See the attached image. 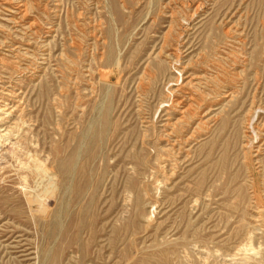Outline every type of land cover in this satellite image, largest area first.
<instances>
[{"label": "rangeland", "instance_id": "obj_1", "mask_svg": "<svg viewBox=\"0 0 264 264\" xmlns=\"http://www.w3.org/2000/svg\"><path fill=\"white\" fill-rule=\"evenodd\" d=\"M0 25V264H264V0H0ZM202 71L234 94L172 149Z\"/></svg>", "mask_w": 264, "mask_h": 264}, {"label": "bare ground", "instance_id": "obj_2", "mask_svg": "<svg viewBox=\"0 0 264 264\" xmlns=\"http://www.w3.org/2000/svg\"><path fill=\"white\" fill-rule=\"evenodd\" d=\"M7 1V0H6ZM16 2V1H15ZM18 2V1H17ZM21 2V1H20ZM23 3V2H22ZM22 3H20L21 5H19V6H15V7H17L16 8V10H15V13L14 14H12L13 16H11V17H14V18H19V19H23V21H24V23L26 24V29L29 31V32H33V31H37V30H34V29H36V24L34 23V22H32L31 21V18H30V16H29V14H28V9H27V7L24 5L26 2L24 1V4L22 5ZM6 4V3H5ZM14 4V3H13ZM7 5H9V3L7 4ZM198 5V4H197ZM110 6V5H109ZM7 7H9V6H7ZM7 7H5V8H7ZM199 7H202V6H200V4H199ZM10 8V7H9ZM5 10V9H4ZM198 10H200V9H198ZM197 10V11H198ZM5 12H6V10H5ZM10 13H11V11H9ZM13 12V11H12ZM193 12H194V10H193ZM196 12V11H195ZM33 13V12H32ZM4 14V13H3ZM3 14H1V15H3ZM190 14V13H189ZM234 14V13H233ZM232 14V15H233ZM10 15V14H9ZM172 15V14H171ZM81 16V15H80ZM193 16H195L194 15V13H193ZM192 16V17H193ZM2 17V16H1ZM6 18H8V17H6ZM228 18H229V16H228ZM11 19V18H10ZM188 19V18H187ZM186 19V20H187ZM194 19V18H193ZM15 20V19H14ZM192 20V19H191ZM227 20V19H226ZM229 20V19H228ZM12 21H13V19H12ZM224 21V20H223ZM181 22H183V21H181ZM230 22H231V20H230ZM11 23V22H10ZM173 23H174V21H173ZM185 23H186V21H185ZM184 23V24H185ZM13 24V23H12ZM11 24V25H12ZM17 24V23H16ZM187 24H188V22H187ZM19 25H20V23H19ZM233 25V24H232ZM1 26V25H0ZM180 26V25H179ZM182 26V25H181ZM229 27V26H228ZM228 27H226V28H228ZM233 27V26H232ZM1 28V27H0ZM171 28V27H170ZM4 29H5V27H4ZM49 29V28H48ZM182 29V28H181ZM25 30V29H24ZM27 30H25V31H27ZM225 30H227V29H225ZM228 31V30H227ZM3 32V31H2ZM28 32V33H29ZM7 33V32H6ZM226 33V32H225ZM229 33V32H228ZM178 34H179V32H178ZM231 34V33H230ZM26 35V34H25ZM30 35V34H29ZM226 35V34H225ZM2 36V35H1ZM27 36V35H26ZM179 37H182L183 36V33H182V31H181V34H179L178 35ZM226 36H228V35H226ZM177 37V36H176ZM179 37H178V39H179ZM181 39V38H180ZM232 39V38H231ZM167 40V39H166ZM166 40H165V42H166ZM105 41V40H104ZM177 41V40H176ZM175 41V43H177L176 45L177 46H175V47H173V48H171L170 49V53L169 54H172V55H177L178 53H177V51H178V49H180L179 47V45L181 44V42H179V41H177L176 42ZM166 43H168V40H167V42ZM166 43H163V44H166ZM169 43H171V42H169ZM4 44V43H3ZM6 44H8V43H6ZM14 44V43H13ZM162 44V45H163ZM168 44H166V46H167ZM1 46V45H0ZM171 46V45H170ZM6 47V46H5ZM15 47V46H14ZM19 47V46H18ZM7 48H8V46H7ZM12 48V47H11ZM20 48V47H19ZM162 48V47H161ZM164 48V47H163ZM16 50V49H15ZM17 50H18V48H17ZM24 50V49H23ZM164 50V49H163ZM3 51V50H2ZM11 51V50H10ZM32 51V50H31ZM264 51V50H263ZM6 52V51H5ZM8 52V51H7ZM12 52V51H11ZM16 52V51H15ZM162 52V51H161ZM160 52V53H161ZM9 53V52H8ZM168 53V52H167ZM11 54H13V53H11ZM159 54V53H158ZM181 54V53H180ZM157 55V54H156ZM161 55V54H160ZM162 55H163V53H162ZM264 55V54H263ZM12 56V55H11ZM182 56V55H181ZM234 56V55H233ZM16 57V56H15ZM170 57V56H169ZM262 57V56H261ZM154 58H156V56L154 57ZM158 58V57H157ZM166 59V58H165ZM178 59H179V57H178ZM178 59H177V61H178ZM116 60H117V58H116ZM155 60V59H154ZM155 61H157V60H155ZM158 61H160L159 59H158ZM172 61H176V60H172ZM172 61H171V63H172ZM217 61V60H216ZM263 61V60H262ZM261 60H260V62H262ZM174 62L172 63L173 64V66H174ZM171 63H169V65L171 64ZM176 63V62H175ZM214 63V62H213ZM218 62H216V64H217ZM220 63H221V60H220ZM178 64V63H177ZM180 65H181V63H179ZM223 64V63H222ZM221 64V65H222ZM176 65V64H175ZM186 65H187V63H186ZM218 65V64H217ZM220 65V68L219 67H217V68H219V69H221V67H223V65L221 66ZM172 66V65H171ZM184 66V65H183ZM215 66V65H214ZM182 67V66H181ZM185 67H190V66H185ZM166 68V67H165ZM174 68V67H173ZM184 68V67H183ZM180 69V70H178V74H179V72H180V76H179V78L181 77V75L183 74V71H184V69ZM209 68V67H208ZM214 68H216V67H214ZM225 68V67H224ZM175 69V68H174ZM226 69V68H225ZM171 70V69H170ZM216 71V70H215ZM219 71V70H218ZM225 71V70H224ZM19 72V71H18ZM15 73V72H14ZM16 73H17V71H16ZM15 73V74H16ZM20 73V72H19ZM100 74V76L102 77V78H108L109 77V75H108V72L107 73H105L104 71H100L99 72ZM193 73H195V71L193 72ZM216 73H218V72H216ZM220 73V72H219ZM187 74V73H186ZM192 74V73H191ZM213 74V73H212ZM209 75V73L207 74L206 72H204V71H202V72H199L198 74H196V75H191V76H189L190 77V79L185 83H182V82H179V84H177L178 86H177V88H175L174 90H172L171 89V92L169 91V93L172 95V96H174L175 98H173V99H171L170 101L171 102H169L170 103V105H168L169 107H168V109H167V115H165V116H167V118H165V121L163 122L162 121V123H164L163 125H164V127H166L167 129H170L171 131H169L168 133H167V131L165 130V133H167V136H169V138H170V143H171V148L172 149H178V148H180L179 146L182 144L181 143V140H180V137H179V135H178V137L176 136V135H174V134H176L175 132L177 131V128H178V125L179 124H182L183 125V123H187V125L190 127V129H192L191 130V132L189 133V135L188 136H186L185 134V139H183V140H185V142H188V140H190V139H192V138H194V135H196V134H193L194 133V131L195 130H198V128H203L204 126H206V123H209L210 124V122L211 121H213V119L215 118V117H217V116H215V114L213 113V115L211 116L210 114L212 113V112H210L211 110L208 108L209 106L210 107H212L213 105H207L208 104V101L209 100H211L212 101V99H214V98H217L218 96L222 99V100H220V101H223L224 99H226L227 97H230V96H233V94H234V90H230V89H228V90H225L223 93H222V91H221V93H219L220 95H216L217 97H215L214 95H213V93H210V94H212V95H210L209 96V94H207V96L205 95L206 93L204 92V93H200L199 92V90L197 91V88L198 89H200L201 90V87H204V86H207V85H209L210 86V84H209V82L212 80V77L211 76H213V75ZM18 75V74H17ZM221 75H222V73H221ZM221 75H219L220 77H221ZM224 75V74H223ZM223 75H222V77H223ZM228 75V74H227ZM153 76V75H152ZM218 76V75H217ZM15 77H17V76H15ZM192 77V78H191ZM226 77V76H225ZM176 78H178V77H176ZM182 78V77H181ZM224 78V77H223ZM109 79V78H108ZM214 79H216L215 77H214ZM219 79V78H218ZM186 80V79H185ZM220 80V79H219ZM222 80V79H221ZM224 80H226V79H224ZM103 81H104V79H103ZM107 81V80H106ZM215 81V80H214ZM219 82V84H220V82L221 81H218ZM223 83V82H222ZM214 84V83H213ZM106 85V84H105ZM225 85H228V84H225ZM11 86V85H10ZM213 86V85H212ZM215 86V85H214ZM213 86V87H214ZM210 88H211V86H210ZM215 88V87H214ZM206 89V88H205ZM212 89V88H211ZM213 90H215V89H213ZM224 90V89H223ZM204 91V90H203ZM216 91L218 92L219 90H217L216 89ZM210 92V91H209ZM237 92H235V94H236ZM5 97H6V95H5ZM2 99V98H1ZM170 99V98H169ZM219 99V98H218ZM4 104V103H3ZM168 104V103H167ZM217 104V103H216ZM6 105V104H5ZM219 105V104H218ZM217 105V106H218ZM6 107V106H5ZM4 107V108H5ZM8 107V106H7ZM6 107V108H7ZM10 107V106H9ZM167 107V106H166ZM254 107V106H253ZM1 108V107H0ZM2 108H3V106H2ZM5 108V109H6ZM109 108V107H108ZM209 109L208 111H206V109ZM215 108V107H214ZM222 108V111L221 112H223V107H221ZM220 108V109H221ZM226 108V107H225ZM255 108V107H254ZM258 108H259V106H258ZM257 108V109H258ZM11 109V108H10ZM9 109V110H10ZM16 109H18V108H16ZM165 109V108H164ZM213 109V108H212ZM216 109H217V107H216ZM250 109V108H249ZM262 109V108H261ZM4 110V109H3ZM13 110V109H12ZM2 111V110H1ZM109 111V110H108ZM107 111V112H108ZM263 111V110H262ZM157 112V111H156ZM172 112H175V113H177L178 114V116L175 118V120H173V121H171V116L173 115L172 114ZM264 112V111H263ZM9 113V112H8ZM216 113V112H215ZM226 113V112H225ZM250 113V112H249ZM6 114V113H5ZM12 114V113H11ZM219 114H221V113H219ZM224 114V113H223ZM229 114V113H228ZM253 114V113H252ZM254 114H255V112H254ZM257 114V113H256ZM0 115H1V113H0ZM9 115V114H8ZM157 115V114H156ZM217 115V114H216ZM225 115V114H224ZM230 115V114H229ZM222 116V115H221ZM227 116H225V118H226ZM253 117H255V116H253ZM228 118V117H227ZM8 119V118H7ZM219 119V118H218ZM23 120V119H22ZM216 120V119H215ZM214 120V121H215ZM217 121V120H216ZM249 122V121H248ZM251 122V121H250ZM208 124V125H209ZM215 124V123H214ZM213 124V125H214ZM248 124H250V123H248ZM253 124H254V122H253ZM185 125V124H184ZM252 125V124H251ZM181 126V125H180ZM186 126V125H185ZM250 126V125H249ZM248 126V127H249ZM188 127V128H189ZM208 127V126H207ZM206 127V128H207ZM247 127V128H248ZM255 127V126H254ZM256 127H257V125H256ZM262 127V126H261ZM186 128H187V126H186ZM185 128V129H186ZM187 128V129H188ZM181 129V128H180ZM182 129H183V127H182ZM258 129V128H257ZM261 128H260V126H259V130H260ZM203 130V129H202ZM250 130V129H249ZM251 131V130H250ZM249 131V132H250ZM254 131V130H253ZM185 132V131H184ZM199 132H201V130L199 129ZM248 132V131H247ZM255 132V131H254ZM256 132H257V130H256ZM161 133V132H160ZM163 133V132H162ZM259 134H260V132H258ZM261 133H262V135L264 136V129H263V131H261ZM253 134V133H252ZM256 134V133H255ZM259 134H258V136H259ZM158 135H160V134H158ZM163 135H165V134H163ZM93 136V135H92ZM198 136V135H197ZM251 136V135H250ZM253 136V135H252ZM261 136V135H260ZM161 137H162V135H161ZM160 137V138H161ZM173 137V138H172ZM183 137V136H182ZM172 138V139H171ZM184 138V137H183ZM182 139V138H181ZM259 139V138H258ZM255 140V139H254ZM143 141V140H142ZM160 141V140H159ZM162 141H165V139L164 140H162ZM169 142V141H168ZM248 142H251V141H248ZM258 142V141H257ZM263 142V141H262ZM166 143H167V141H166ZM189 143H191V141L189 142ZM168 144V143H167ZM185 144V143H184ZM252 144V143H251ZM258 144V143H257ZM262 144V143H261ZM260 144V145H261ZM188 145V144H187ZM186 145V146H187ZM245 145V144H244ZM248 145V144H247ZM252 145H254V144H252ZM256 146V145H255ZM182 147V146H181ZM185 147V146H184ZM245 147H247V146H245ZM248 149H250V145H249V147H247ZM251 148H252V146H251ZM171 149V150H172ZM254 149H255V147H254ZM260 149V148H259ZM180 150V149H179ZM256 150V149H255ZM86 151V150H85ZM170 151V150H169ZM181 151H183L182 149H181ZM181 151H180V153H181ZM247 151V150H246ZM165 152V151H164ZM178 152V151H177ZM251 152V151H250ZM253 152V151H252ZM260 152V151H259ZM173 153V152H172ZM158 154H161L160 152H158ZM165 154V153H164ZM166 154H167V152H166ZM188 154V153H187ZM247 154V153H246ZM245 154V155H246ZM251 154V153H250ZM256 154H257V152H256ZM258 154H260V153H258ZM162 155V154H161ZM169 155H171V154H169ZM180 155V154H179ZM178 155V156H179ZM160 156V155H159ZM165 156V155H164ZM172 156H174V155H172ZM165 157H167L168 158V155L167 156H165ZM175 157V156H174ZM180 157V156H179ZM179 157L177 158V159H179ZM36 158V157H35ZM156 158H157V156H156ZM159 158V157H158ZM164 159V158H163ZM169 159V158H168ZM171 159V158H170ZM174 159V158H173ZM175 159H176V157H175ZM38 160V159H37ZM172 160V159H171ZM76 161V160H75ZM179 161V160H178ZM34 162V161H33ZM70 163H71V160L69 161ZM162 162V161H161ZM160 162V163H161ZM166 162V161H165ZM174 162V161H173ZM164 163V162H163ZM28 164V163H27ZM69 164V163H68ZM72 164H73V162H72ZM167 164H168V162H167ZM178 164V163H177ZM64 165H65V163H64ZM64 165H62V166H64ZM161 165V164H160ZM159 165V166H160ZM166 165V164H165ZM23 166V165H22ZM34 166V165H33ZM33 166H31L32 168H33ZM41 166H43V165H41ZM158 166V167H159ZM177 166V165H176ZM39 167V166H38ZM66 167V166H65ZM70 166L68 165V168H69ZM76 167V166H75ZM171 167V166H170ZM30 168V167H29ZM35 168H37V166L35 167ZM43 168V167H42ZM41 168V169H42ZM71 168V167H70ZM155 168H157V167H155ZM34 170V169H33ZM37 170H38V168H37ZM37 170H35V171H37ZM39 170H40V167H39ZM65 170V169H64ZM173 170V169H172ZM43 172L42 173H44V170H42ZM39 172V171H38ZM37 172V173H38ZM46 172V171H45ZM64 172V171H63ZM72 172V171H71ZM66 173V172H65ZM166 173V172H165ZM164 173V174H165ZM174 173V172H173ZM71 174V173H70ZM73 174V173H72ZM26 175V174H25ZM47 176L48 174H44V176ZM70 176V175H69ZM64 177V176H63ZM90 177V176H89ZM24 178V177H23ZM42 178V177H41ZM71 178V177H70ZM64 179V178H63ZM39 181V180H38ZM53 181V180H52ZM72 182V181H71ZM41 184V183H40ZM46 186V185H45ZM65 188H66V186H65ZM70 188V187H69ZM71 190V189H70ZM37 195V194H36ZM28 196V195H27ZM195 203V202H194ZM54 223V222H53ZM56 224V223H55ZM55 228V227H54ZM80 242V241H79ZM80 244V243H79ZM81 245V244H80ZM149 258H150V256H149Z\"/></svg>", "mask_w": 264, "mask_h": 264}]
</instances>
